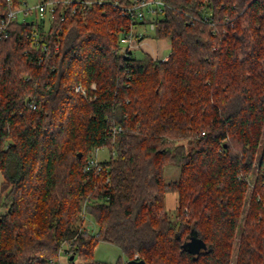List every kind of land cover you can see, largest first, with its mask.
Segmentation results:
<instances>
[{
  "label": "trees",
  "instance_id": "obj_1",
  "mask_svg": "<svg viewBox=\"0 0 264 264\" xmlns=\"http://www.w3.org/2000/svg\"><path fill=\"white\" fill-rule=\"evenodd\" d=\"M113 1L57 12L40 63L30 23L0 39V264H103L100 241L120 248L117 264H230L237 232L235 264H264V0H162L141 38L167 39L165 61L118 52V32L146 21ZM101 147L114 154L85 172ZM169 163L180 167L174 219ZM81 209L97 234L77 223ZM192 233L207 250L181 248Z\"/></svg>",
  "mask_w": 264,
  "mask_h": 264
},
{
  "label": "built area",
  "instance_id": "obj_2",
  "mask_svg": "<svg viewBox=\"0 0 264 264\" xmlns=\"http://www.w3.org/2000/svg\"><path fill=\"white\" fill-rule=\"evenodd\" d=\"M106 0H37L32 6H25V0H19L17 5L13 4V0H6V10L0 15V39L8 35V28L12 22L30 23V30L27 36L31 40L32 49L39 50L37 55V61L40 63L43 60V54L47 52L49 47L48 33L51 27V22L59 12L60 18L63 19L66 13H76L79 10L89 9L93 4H103ZM22 4V6H20ZM114 9H118L122 16L136 19L145 20V26L149 30L154 27V19L159 16L164 3L162 0H127L126 3H120L118 0H114L112 3ZM34 13L35 17L32 19L27 18V14ZM21 14V16H20ZM143 24H139L136 27L127 28L124 27L118 32L119 50L123 56L132 58L135 56L133 50L137 48L136 43L141 41V37L144 34L142 27ZM140 37V39H138ZM54 48H57V44H54ZM168 54L163 56V61L167 60ZM129 69L126 70L128 72ZM76 90L80 91L83 96H86V90L77 85ZM32 108H35V103H30ZM121 127L114 125L110 129V134L114 137L115 133L119 131ZM99 148H94L87 156L83 170L87 173L98 175L103 171V165L96 156V152ZM109 156L114 154V151H110ZM92 153L94 154L92 156ZM108 181V178L105 180Z\"/></svg>",
  "mask_w": 264,
  "mask_h": 264
},
{
  "label": "rangeland",
  "instance_id": "obj_3",
  "mask_svg": "<svg viewBox=\"0 0 264 264\" xmlns=\"http://www.w3.org/2000/svg\"><path fill=\"white\" fill-rule=\"evenodd\" d=\"M26 1V5L25 6H32L36 3L37 0H25ZM22 6V4L20 5ZM21 16V14H20ZM162 14L159 15V17H161ZM35 17L34 13H30L27 14V18L32 19ZM141 30H144V33H146L145 35H149L151 33V30L148 29L147 26H142L139 27ZM117 31H115V35ZM151 36V35H150ZM150 36H146L144 37V39H146L142 45H141V50L140 49H134L133 52L135 55L137 56H141L143 53H147L148 56H150L153 59H163L164 54L169 53L170 51V42L167 39H156V38H152ZM143 39V38H142ZM264 139V128H263V132H262V137H261V141ZM109 149L107 147H101L97 150L96 152V156L98 157V159L100 161H105L109 159ZM94 154L92 153V156ZM259 163H260V156H259V152L256 155V158L254 160V164H253V170H252V174L250 175L249 178V186H248V190H247V196H248V200L249 197L252 193L254 184H255V176L256 173L258 172V167H259ZM163 178H164V182L166 183V198H167V204L170 201V194L172 193L174 195V205L171 207V209L166 208V210L168 211L170 217L172 219H174L175 216V207L177 205V192L174 189V186L176 184V182L179 180L180 178V167L174 165V164H166L163 168ZM3 181V176L0 172V185ZM4 195V192L2 193V196ZM248 205V204H247ZM5 210L4 206L0 205V214L3 213ZM84 214L83 209H81V211L79 212V214H77V223L81 224V226L85 229L87 228V231L90 235H95L97 234V225L94 222V220L92 219V217L88 214ZM81 215V217L79 216ZM80 218H83L82 220ZM238 241H239V232L236 233L235 235V239H234V245H233V250H232V254H231V259H230V264H235V260H236V254H237V246H238ZM63 250H62V261L65 260V256H64V252H70L68 245L64 244L63 245ZM67 250V251H66ZM73 256V254H72ZM93 256L94 259L97 261L102 262L103 264H117V262H124L126 260L124 254L122 253V251L120 250V248L114 244L105 242V241H100L96 247L93 250Z\"/></svg>",
  "mask_w": 264,
  "mask_h": 264
},
{
  "label": "water",
  "instance_id": "obj_4",
  "mask_svg": "<svg viewBox=\"0 0 264 264\" xmlns=\"http://www.w3.org/2000/svg\"><path fill=\"white\" fill-rule=\"evenodd\" d=\"M78 155L80 156V153ZM180 246L182 249L187 250L193 255H197L201 251L208 249V245L206 244V242L195 233L189 235ZM127 264H146V262L143 259L133 258L127 260Z\"/></svg>",
  "mask_w": 264,
  "mask_h": 264
},
{
  "label": "crops",
  "instance_id": "obj_5",
  "mask_svg": "<svg viewBox=\"0 0 264 264\" xmlns=\"http://www.w3.org/2000/svg\"><path fill=\"white\" fill-rule=\"evenodd\" d=\"M146 39H141V41L140 42H138V43H136L135 44V46L137 47L136 49H140L141 50V45H142V43L145 41ZM166 54H168V53H166ZM166 54H164V55H166ZM174 195L171 193L170 194V201H169V203L167 204V198H166V195H165V207L166 208H169V209H171V207L174 205Z\"/></svg>",
  "mask_w": 264,
  "mask_h": 264
}]
</instances>
